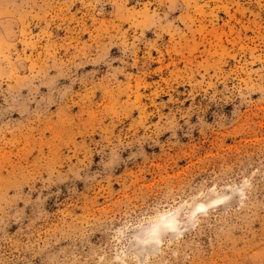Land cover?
Returning <instances> with one entry per match:
<instances>
[{"label":"rangeland","instance_id":"obj_1","mask_svg":"<svg viewBox=\"0 0 264 264\" xmlns=\"http://www.w3.org/2000/svg\"><path fill=\"white\" fill-rule=\"evenodd\" d=\"M0 264H264V0H0Z\"/></svg>","mask_w":264,"mask_h":264}]
</instances>
